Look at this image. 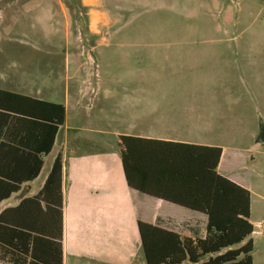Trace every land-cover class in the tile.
<instances>
[{
	"label": "crops",
	"instance_id": "0c3cea01",
	"mask_svg": "<svg viewBox=\"0 0 264 264\" xmlns=\"http://www.w3.org/2000/svg\"><path fill=\"white\" fill-rule=\"evenodd\" d=\"M212 3L209 11L214 19L219 14L232 13L236 3L241 11L239 25L235 33H230L232 42L226 45L225 53L212 48L211 63H194L192 103L182 101L179 95L157 92L131 98L132 109L128 107L120 119L125 127L121 123L120 128L110 130L116 148L110 155L104 142V135L109 132L104 126L105 118L84 110L82 99L71 96L69 81L62 94L58 81L51 82L50 77L41 83L19 79L11 73L0 75V90L19 94L0 91V214L4 212L1 226H10V220L15 219L22 222L18 226H29L31 222L39 225L47 210L41 197L48 196L54 202L52 197L60 182L63 264H146L139 220L193 238L204 237L207 214L129 185L122 161L121 135L220 146L218 171L248 188L252 196L251 186L237 177L229 164L244 152L249 139L260 142L264 128V2ZM104 11L109 20L110 12ZM16 69L18 72L20 67L17 65ZM42 101L65 105V121L52 146L57 111ZM88 122L94 125H86ZM57 159L62 168L60 181L54 178L46 189ZM35 197H39V203H22ZM3 226L0 264H13L9 261L11 246L4 240Z\"/></svg>",
	"mask_w": 264,
	"mask_h": 264
},
{
	"label": "rangeland",
	"instance_id": "374dc122",
	"mask_svg": "<svg viewBox=\"0 0 264 264\" xmlns=\"http://www.w3.org/2000/svg\"><path fill=\"white\" fill-rule=\"evenodd\" d=\"M97 1L0 0V75L41 83L50 77L62 94L69 81L84 110L105 118L110 155V130L120 128L131 98L157 92L192 103L194 63H211L212 48L225 53L241 11L234 3L232 13L214 19L213 0ZM244 146L229 169L251 186L253 258L264 264V142Z\"/></svg>",
	"mask_w": 264,
	"mask_h": 264
},
{
	"label": "trees",
	"instance_id": "16d2710c",
	"mask_svg": "<svg viewBox=\"0 0 264 264\" xmlns=\"http://www.w3.org/2000/svg\"><path fill=\"white\" fill-rule=\"evenodd\" d=\"M42 102L57 111L50 141L52 146L56 132L65 121V105ZM120 139L123 166L131 187L208 215L205 236L196 238L139 220L146 264H254L251 191L218 171L222 155L220 146L132 135H121ZM61 169L60 159H57L44 188L48 189L54 178L60 181ZM57 188L52 197L54 202H50L48 196L41 197L47 210L39 225L33 226L31 222L29 226H18L22 222L16 219L10 220L8 227L2 225L4 240L11 246V263L63 264L60 182ZM28 201L39 203V197L22 203ZM2 214L0 221L4 219ZM17 249L22 254H17Z\"/></svg>",
	"mask_w": 264,
	"mask_h": 264
},
{
	"label": "water",
	"instance_id": "95a60500",
	"mask_svg": "<svg viewBox=\"0 0 264 264\" xmlns=\"http://www.w3.org/2000/svg\"><path fill=\"white\" fill-rule=\"evenodd\" d=\"M258 141L264 142V128H261V133L259 135Z\"/></svg>",
	"mask_w": 264,
	"mask_h": 264
},
{
	"label": "bare ground",
	"instance_id": "6f19581e",
	"mask_svg": "<svg viewBox=\"0 0 264 264\" xmlns=\"http://www.w3.org/2000/svg\"><path fill=\"white\" fill-rule=\"evenodd\" d=\"M96 17V16H95ZM97 18V17H96ZM98 19V18H97Z\"/></svg>",
	"mask_w": 264,
	"mask_h": 264
}]
</instances>
